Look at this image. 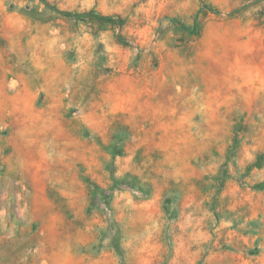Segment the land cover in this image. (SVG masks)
<instances>
[{
  "label": "rangeland",
  "instance_id": "374dc122",
  "mask_svg": "<svg viewBox=\"0 0 264 264\" xmlns=\"http://www.w3.org/2000/svg\"><path fill=\"white\" fill-rule=\"evenodd\" d=\"M0 264H264V0H0Z\"/></svg>",
  "mask_w": 264,
  "mask_h": 264
},
{
  "label": "trees",
  "instance_id": "16d2710c",
  "mask_svg": "<svg viewBox=\"0 0 264 264\" xmlns=\"http://www.w3.org/2000/svg\"><path fill=\"white\" fill-rule=\"evenodd\" d=\"M45 3H46V2H45ZM46 4L49 6L48 3H46ZM51 8H53V9L56 10V8H54V6H51ZM57 11H58L59 13H61L62 15H65V16L75 15V14H73V13H71V12H68V11H59V10H57ZM90 15H93V16L96 17L97 19L112 20V18H111L110 16H104V15H101V14H93V13H91ZM115 21H116L118 24L121 23V20H120L119 18H117Z\"/></svg>",
  "mask_w": 264,
  "mask_h": 264
}]
</instances>
